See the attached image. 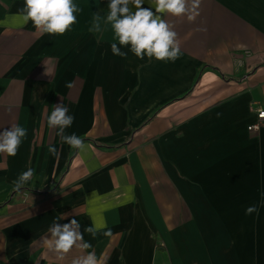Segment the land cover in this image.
Returning a JSON list of instances; mask_svg holds the SVG:
<instances>
[{
    "label": "crops",
    "instance_id": "1",
    "mask_svg": "<svg viewBox=\"0 0 264 264\" xmlns=\"http://www.w3.org/2000/svg\"><path fill=\"white\" fill-rule=\"evenodd\" d=\"M109 2L73 0L76 23L50 35L25 0H0V132L27 129L15 156L0 153V264L89 252L99 264H264V127L247 130L264 109V0H202L195 22L162 15L175 62L113 55L111 25L90 31ZM60 103L82 151L47 124ZM73 218L91 247L61 260L43 240Z\"/></svg>",
    "mask_w": 264,
    "mask_h": 264
},
{
    "label": "clouds",
    "instance_id": "2",
    "mask_svg": "<svg viewBox=\"0 0 264 264\" xmlns=\"http://www.w3.org/2000/svg\"><path fill=\"white\" fill-rule=\"evenodd\" d=\"M201 2L202 0H148L150 7L145 8L142 7L144 0H110L108 13L104 17L96 13L90 31L101 32L102 21L105 26L111 25L114 38L118 40V44H111L113 55L124 57L127 53L121 51V48L129 47L139 59L147 56L158 61L175 62L182 55L180 41L177 32L173 30V25L163 19L162 15L186 16L189 22H195L200 15ZM129 5L135 7V12ZM22 11L25 13V18L30 20L41 34L63 35L76 23L75 13L80 9L73 0H25ZM198 30L206 31V29ZM66 87H72L71 82ZM74 120L75 117L69 115V108L60 103L54 105L53 111L47 118V124L50 128L57 129V135L63 143L82 151L85 148L84 141L75 133L65 134V130L72 126ZM26 136L27 129L19 125H13L10 129L0 132V153L15 156ZM49 151L57 155L54 146L50 147ZM33 175L31 168L21 173L14 182L15 187L17 189L22 187ZM254 212H258L255 205L245 210L246 215ZM80 229L81 224L75 218L62 225L54 221L48 230L50 238L45 237L43 242L49 251L56 253L58 258L63 260L74 247L79 249L91 247L90 243L84 242ZM85 231L95 235L91 227L86 228ZM105 235H111V232H106ZM71 264H99V261L94 252H89L74 258Z\"/></svg>",
    "mask_w": 264,
    "mask_h": 264
},
{
    "label": "built area",
    "instance_id": "3",
    "mask_svg": "<svg viewBox=\"0 0 264 264\" xmlns=\"http://www.w3.org/2000/svg\"><path fill=\"white\" fill-rule=\"evenodd\" d=\"M253 112L256 115V121L255 123H253L251 126L248 127V131L258 132L261 129V127H264V109L257 107Z\"/></svg>",
    "mask_w": 264,
    "mask_h": 264
},
{
    "label": "trees",
    "instance_id": "4",
    "mask_svg": "<svg viewBox=\"0 0 264 264\" xmlns=\"http://www.w3.org/2000/svg\"><path fill=\"white\" fill-rule=\"evenodd\" d=\"M212 71H213V72H216V73H218V74H219L218 70H216V69H212ZM219 75L222 77V75H221V74H219Z\"/></svg>",
    "mask_w": 264,
    "mask_h": 264
},
{
    "label": "rangeland",
    "instance_id": "5",
    "mask_svg": "<svg viewBox=\"0 0 264 264\" xmlns=\"http://www.w3.org/2000/svg\"><path fill=\"white\" fill-rule=\"evenodd\" d=\"M245 56L247 57V56H249V55H245ZM250 126H251V125H250ZM247 130H248V128H247Z\"/></svg>",
    "mask_w": 264,
    "mask_h": 264
}]
</instances>
